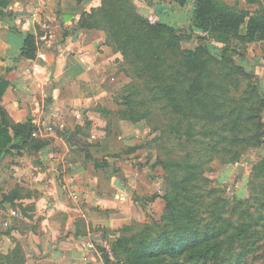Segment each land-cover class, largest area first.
<instances>
[{
	"label": "crops",
	"instance_id": "0c3cea01",
	"mask_svg": "<svg viewBox=\"0 0 264 264\" xmlns=\"http://www.w3.org/2000/svg\"><path fill=\"white\" fill-rule=\"evenodd\" d=\"M142 1L162 7L160 14L176 24L190 22L186 13L192 11V0L183 5L174 0ZM99 3L100 0H8L3 8L5 14L0 15V76L9 82L0 105L13 122L30 120L38 127L34 137L47 139L32 158L10 155L15 149L0 155V165L6 161L9 165V177L3 181L14 184L9 191L8 186L0 191V200L10 194L0 206V264L89 261L92 256L85 254L91 250L90 239H95L96 234L90 232V227H117L125 221V215L112 209L104 214L102 205L121 206L117 193L131 196L135 177L126 178L122 173L119 181L99 173L90 160L72 157L74 151H81L68 145L67 136L62 137L65 131L75 130L83 141L70 126L91 117L90 94L102 79L94 75L98 70L96 57L111 52L102 45V35L77 28L76 24L82 12ZM35 6L39 8L36 12ZM8 16H14V28L5 21ZM28 33L33 35L36 46L31 58L20 54L22 35ZM114 75L111 71L110 81L120 82ZM77 112L82 119L75 118ZM82 153L85 156L87 152ZM13 210L18 216L11 215ZM84 228L88 238L79 233H85ZM106 232L107 228L103 238ZM17 250L19 255L15 257Z\"/></svg>",
	"mask_w": 264,
	"mask_h": 264
},
{
	"label": "trees",
	"instance_id": "16d2710c",
	"mask_svg": "<svg viewBox=\"0 0 264 264\" xmlns=\"http://www.w3.org/2000/svg\"><path fill=\"white\" fill-rule=\"evenodd\" d=\"M100 1L99 7H91L89 11L82 12L78 20L79 28L93 26L84 23V20L99 11L107 25L117 32V39L125 46L123 48L136 50L140 56L143 65L137 67L138 72L162 75V82L155 87L161 88L177 113H192L197 108L202 119L222 122V131L206 128L202 131L194 130V120H190V129L184 131L180 130L179 125L172 124L171 132L179 141L200 142L202 139L205 141L204 151L208 154H218V146L209 147L220 141L233 145L234 154L241 153L238 145L254 146L260 143L262 123L260 116L256 115L259 106H252L254 101L250 99L251 90L242 98L232 99L227 88V71L219 73L220 76L216 78L217 75L208 67L209 61L205 57L222 63L217 58L216 54H219L228 64L232 60L226 55L227 51L237 50V46L230 44L231 41L264 43V0H246L258 4L253 10L239 8L223 0H192L189 27L193 32L196 29L204 33L193 34L200 41L207 35L223 43L222 50L215 53L210 51L214 47L202 43L194 49L181 48L179 43L185 37L181 29L176 33L173 24L161 19L150 21L135 12L133 7L125 8L124 4L129 0ZM174 1L183 5L187 0ZM7 5L8 0H0V15L5 14L3 8ZM243 25L244 30H241ZM35 50L34 37L28 33L20 54L31 58ZM168 56V63L163 67ZM238 68L241 70L240 66ZM182 81L186 82V86L181 84ZM8 84L0 76V98ZM252 91L259 96L257 87H252ZM225 96L228 99L225 100ZM225 101L228 102L227 111L223 110ZM259 103L261 108L263 103L261 100ZM121 113L134 118L132 114L127 115L126 111ZM227 128L234 134H226ZM35 130L38 127L30 120L25 123L13 122L0 105V155L3 151L6 153L21 146L36 151L43 148L47 139L32 136ZM199 149L202 150V146ZM200 150H195L196 160L190 158L188 153L177 159L160 160L171 172L166 178L165 212L155 232L154 226L146 224L137 234L117 237L111 243L113 250L121 249L124 252L125 260L122 264H239L258 247L256 241L264 235V199L259 204L257 198L261 210L252 213L248 202L241 200L229 204L221 195H216L212 205L206 206L209 218L201 216V205L207 189L198 181L202 175V162L198 161ZM84 157L90 159L89 153ZM255 168H258V173L264 174V163L257 164ZM9 195L3 199L9 198ZM3 199L0 200V206ZM234 244H238L239 249L231 252ZM18 252L15 257L19 255Z\"/></svg>",
	"mask_w": 264,
	"mask_h": 264
},
{
	"label": "rangeland",
	"instance_id": "374dc122",
	"mask_svg": "<svg viewBox=\"0 0 264 264\" xmlns=\"http://www.w3.org/2000/svg\"><path fill=\"white\" fill-rule=\"evenodd\" d=\"M223 1L234 3L239 8L246 10L258 7L257 3H249L246 0ZM142 3V0H129L124 6L129 9L133 7L135 12L147 17L150 21L162 18L164 21L174 24L176 33L181 29V32L185 33V37L179 43L181 48L194 49L197 44L202 43L214 47L210 49L211 53L222 50L223 43L217 42L207 35L200 41L193 35L204 33L196 29L194 32L191 31L188 20L191 17V12L186 13L188 21L185 24H176L167 15L160 14L162 7L153 6V2L147 5ZM100 4L101 1L95 8ZM103 18L105 17L96 11L84 20V23L93 26L80 27L88 32L102 35L103 40L102 37L100 38L102 45L108 47L111 52L96 57L98 70H95L97 72L94 75L99 74L98 77H102V79L99 86L96 89L93 88L92 94H90L92 95L90 104L93 106L91 117H86L83 120L81 114L77 112L75 118L82 119L81 123H74L70 126L74 127L82 137L90 159H86L82 152L77 153L76 151L71 156L75 157L76 155L86 161L90 160L92 164L96 163V166H93L97 170L99 169V173L114 176L119 181L118 173L120 172L124 173L125 177L128 175L135 177V193L133 192L129 197L117 193V201L124 207L120 205L104 207V204L102 205L104 214L112 209L114 212L125 215V221L117 227H90V232L94 231L96 234L93 235L95 239H90L91 250L85 255L87 257L91 255V259L64 264H122L125 260L124 252L121 249L113 250L111 243L117 237H129L137 234L146 224L154 226L153 232H155L165 212L166 178L171 172L169 168L162 165L160 160L177 159L186 153L190 155V158L196 160L195 150H200V146H202V150H200L201 155L198 161L202 162L200 171L202 175L198 181L201 186L207 189L203 196L201 216L209 218L206 206L212 205L216 195H221L229 204L244 200L248 202L249 210L252 213L261 210V206L259 207L256 202L257 198H259V204L264 199V174L258 173V168H255L257 164L264 163V43L260 41L247 43L231 41L230 44L234 47L237 46V50L227 51L226 55L232 60V63H228L229 65L219 54L216 55L219 60H222L220 61L222 63H216L213 60L212 62L209 60L210 58L203 55L208 59V67L217 75L216 78L220 76L219 73L227 71L229 77L227 88L232 99L242 98L251 90L250 99L254 101L252 106H259L256 115L260 116L261 130L263 131L258 145H238L241 153L234 154L233 145L220 141L209 147L218 146V154H208L204 151V140L185 142L182 139L179 141L171 132L170 127L172 124H176L179 125L181 131L188 130L191 127L190 120H194L196 121L194 130L202 131L206 128L222 131L223 127L220 125L222 122H209L202 119L197 108L192 113L189 111L177 113L175 107L169 103V99L167 101L161 88L155 87L156 84L162 82V75L146 71L138 72L137 67L143 65L140 56L137 55L136 50L123 48L124 45L122 46L117 39V32L107 25ZM78 23L77 21V28H79ZM242 30H244V26ZM104 59L106 64H104ZM168 59L169 56L162 64L163 67L168 63ZM238 66L241 67V70ZM111 71L120 82L110 81ZM181 84L186 86L185 81H182ZM252 87L258 88V97L253 93ZM224 99H228V96H225ZM259 100L263 103L261 108ZM223 110H228L226 101ZM121 111H126L127 115L132 114L134 118L123 116ZM252 114L254 113L252 112ZM225 131L228 135L234 134L228 128ZM67 133L68 131H65L62 134L64 139ZM100 146L102 148L99 149ZM35 153H37L36 150L31 147L21 146L15 151H11L10 155L26 154L32 158L36 156ZM7 157L10 158V156ZM8 168L7 161L0 165V191L6 186H8L6 191H9L14 185L3 181V178L9 177ZM243 204L245 205V203ZM103 209L99 208L100 211ZM105 228H107V232L103 238L102 233ZM84 230L85 233H79L87 237L89 232L87 228ZM76 231L79 230L76 229ZM74 240L80 244L79 240ZM256 245L258 247L239 264H264V235L256 241ZM83 246L84 244L80 248ZM231 248V252L238 251L239 246L234 244ZM23 252L24 249L21 248L22 255Z\"/></svg>",
	"mask_w": 264,
	"mask_h": 264
},
{
	"label": "water",
	"instance_id": "95a60500",
	"mask_svg": "<svg viewBox=\"0 0 264 264\" xmlns=\"http://www.w3.org/2000/svg\"><path fill=\"white\" fill-rule=\"evenodd\" d=\"M4 19H5V21H7L9 23V25H10L11 28H14V25H15L14 24V16H11V17L8 16V17H5ZM26 36H27V34L22 35V44H21V47L24 44V39L26 38ZM66 140H67V143H68V145L70 147H72V148L76 147L81 152H85L86 151L85 146H83V141H81L79 138H77L75 130H71L68 133ZM118 176L122 177L123 174L120 172L118 174Z\"/></svg>",
	"mask_w": 264,
	"mask_h": 264
},
{
	"label": "built area",
	"instance_id": "2783aa9c",
	"mask_svg": "<svg viewBox=\"0 0 264 264\" xmlns=\"http://www.w3.org/2000/svg\"><path fill=\"white\" fill-rule=\"evenodd\" d=\"M38 9H39L38 6H35V8H34L35 12L38 11ZM32 135H33V136H36V133L33 132ZM74 197H75V195H74ZM11 215H12V216H18V212L13 210V211L11 212ZM4 223H5V224H8V220H5Z\"/></svg>",
	"mask_w": 264,
	"mask_h": 264
}]
</instances>
